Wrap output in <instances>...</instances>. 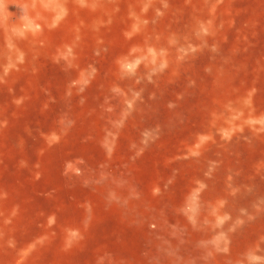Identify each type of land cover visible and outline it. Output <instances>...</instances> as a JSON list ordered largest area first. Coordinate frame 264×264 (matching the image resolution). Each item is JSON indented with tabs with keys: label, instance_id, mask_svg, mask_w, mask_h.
<instances>
[{
	"label": "rangeland",
	"instance_id": "1",
	"mask_svg": "<svg viewBox=\"0 0 264 264\" xmlns=\"http://www.w3.org/2000/svg\"><path fill=\"white\" fill-rule=\"evenodd\" d=\"M0 264H264V0H0Z\"/></svg>",
	"mask_w": 264,
	"mask_h": 264
}]
</instances>
